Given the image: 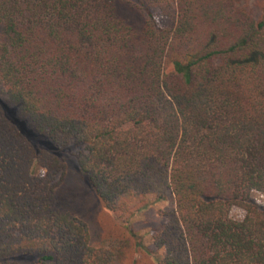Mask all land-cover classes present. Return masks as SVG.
Segmentation results:
<instances>
[{"label": "trees", "instance_id": "1", "mask_svg": "<svg viewBox=\"0 0 264 264\" xmlns=\"http://www.w3.org/2000/svg\"><path fill=\"white\" fill-rule=\"evenodd\" d=\"M128 1L0 0V264H115L55 205L70 147L112 215L172 197L159 264H264V0Z\"/></svg>", "mask_w": 264, "mask_h": 264}, {"label": "rangeland", "instance_id": "2", "mask_svg": "<svg viewBox=\"0 0 264 264\" xmlns=\"http://www.w3.org/2000/svg\"><path fill=\"white\" fill-rule=\"evenodd\" d=\"M120 1V13L128 21L137 25L144 21V14L136 5L128 0ZM235 1L249 15L261 11L260 0ZM63 153L64 176L55 190V205L86 223L92 244L113 249L117 256L115 264H159L163 251L154 249L153 230L162 221L160 211L172 205V197L160 199L149 195L144 204L127 216L112 215L80 176L73 148ZM251 196L264 207V192L252 191ZM230 214L240 219L244 211L233 208Z\"/></svg>", "mask_w": 264, "mask_h": 264}]
</instances>
